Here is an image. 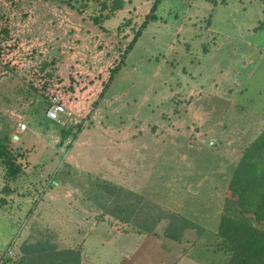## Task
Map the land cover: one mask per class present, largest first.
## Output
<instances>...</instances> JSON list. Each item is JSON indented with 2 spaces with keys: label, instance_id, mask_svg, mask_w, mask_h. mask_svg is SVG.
I'll return each instance as SVG.
<instances>
[{
  "label": "rangeland",
  "instance_id": "374dc122",
  "mask_svg": "<svg viewBox=\"0 0 264 264\" xmlns=\"http://www.w3.org/2000/svg\"><path fill=\"white\" fill-rule=\"evenodd\" d=\"M151 1L134 0L97 25V0H0V126L13 125L19 140L0 138L23 166L14 180L0 166V264H15L23 242L69 247V230L84 220L142 231L155 219L151 204L195 222L199 229L184 232L202 234L212 264L232 257L217 231L220 216H231L233 169L264 127V0H161L107 82ZM27 10L40 37L28 48L29 77L28 37L11 24ZM27 89L26 106L5 96ZM57 92L75 113L63 140L44 117ZM251 225L264 232V222Z\"/></svg>",
  "mask_w": 264,
  "mask_h": 264
},
{
  "label": "trees",
  "instance_id": "16d2710c",
  "mask_svg": "<svg viewBox=\"0 0 264 264\" xmlns=\"http://www.w3.org/2000/svg\"><path fill=\"white\" fill-rule=\"evenodd\" d=\"M160 1L152 0L140 23L136 28L131 27L132 36L123 48L119 61L109 70L107 82L123 66L125 55L131 50L143 28L155 19V10ZM126 2L127 0H97L98 14L90 17L92 23L99 25L103 19L121 10ZM212 2L215 3L214 0ZM220 3H224V0H220ZM128 24L129 20H126L124 25ZM202 50H206L204 44ZM46 65L42 63L41 69ZM79 128V125H75V132ZM70 131L71 127L62 128L60 140L65 139ZM19 157L20 154L13 153L8 148L6 139L0 138V166L4 169L3 176L8 180H14L22 171ZM231 178L230 195L224 199V210L231 216H220L217 231L232 252V257L226 264H264V232L251 225V220L264 222V127L242 152ZM4 192L7 194L9 190ZM149 209L156 211L155 219L150 224L140 225L142 231L138 233L158 234L153 229L161 219H165L166 223L159 235L175 242L181 241L185 230L199 229L195 222L156 204H151ZM14 260L15 264H81V254L78 247H58L47 239H38L21 243Z\"/></svg>",
  "mask_w": 264,
  "mask_h": 264
},
{
  "label": "crops",
  "instance_id": "0c3cea01",
  "mask_svg": "<svg viewBox=\"0 0 264 264\" xmlns=\"http://www.w3.org/2000/svg\"><path fill=\"white\" fill-rule=\"evenodd\" d=\"M129 3L133 4L134 0H127L125 6ZM26 13L25 20L14 21L11 19V24L16 35L24 36L26 34L24 38L28 37L26 43L29 44L25 46L26 50L23 53V55H26L23 58V64H25L23 71L27 74L30 72L28 66L33 65L36 60L35 54H32L28 48L39 45L38 39L40 37L35 30H32L34 28L29 25V18H31L33 11L27 10ZM9 14L11 18L15 12L9 10ZM13 53L15 60H17L18 54L16 55V51ZM24 72H22L23 76L26 77ZM4 77L6 78V76ZM27 77H29L28 74ZM31 83L34 86L36 85L33 82ZM7 93L8 95L5 96L10 99L11 104L13 98L22 97L23 105L26 106L33 97L30 89L21 92V94H13L11 90ZM13 127V125H8V128H1L0 126V136L8 137L11 141L17 142L19 138L14 134ZM97 209L100 208L97 206ZM81 224L82 228L78 230L70 229L72 231L69 230L68 234L69 238L73 239L69 247H78L80 250L81 264H212L211 261H208L210 258L206 256L202 234L196 235L184 232L181 241L175 242L159 234L152 235L121 230L114 223L110 224L102 219L90 222L84 220L78 225ZM74 234H78V236Z\"/></svg>",
  "mask_w": 264,
  "mask_h": 264
},
{
  "label": "built area",
  "instance_id": "2783aa9c",
  "mask_svg": "<svg viewBox=\"0 0 264 264\" xmlns=\"http://www.w3.org/2000/svg\"><path fill=\"white\" fill-rule=\"evenodd\" d=\"M14 55V54H13ZM14 62V61H13ZM92 93H87L84 98H89ZM65 95L57 92L55 95H51L49 98V104L44 110V117L52 123L57 128H66L67 126L74 124V110L72 107L67 105L64 99ZM66 98H77L76 95L72 94L66 96ZM25 128L24 124L21 122L17 123V129L23 130ZM8 254L11 255V250H7Z\"/></svg>",
  "mask_w": 264,
  "mask_h": 264
}]
</instances>
